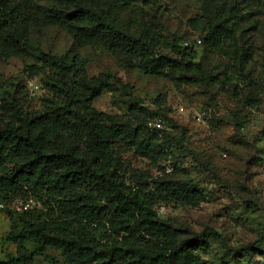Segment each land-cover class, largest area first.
<instances>
[{"label":"trees","instance_id":"16d2710c","mask_svg":"<svg viewBox=\"0 0 264 264\" xmlns=\"http://www.w3.org/2000/svg\"><path fill=\"white\" fill-rule=\"evenodd\" d=\"M42 1L0 0V61L28 53L30 27L62 26L79 44L134 57L130 69L145 75L225 84L190 60L189 49L180 43L151 32L134 36L97 10L119 13L133 0H55L60 7H73L67 13H46ZM232 1L213 22L201 16L188 21L205 47L238 49L234 25L243 10L264 12V0ZM23 73L40 79L43 94L36 100L26 85L14 81L10 94L0 97V202L33 201L34 206L22 212L7 209L15 218L7 240L17 254L0 264H35L49 248L61 252L65 264H210L200 252L204 235L159 215L161 207L201 202L202 191L188 180H150L123 160L126 150L167 155L171 133L94 108L105 93L126 89L125 82L110 73L90 76L82 59L45 52ZM245 103L262 107L255 99ZM131 110L137 113L139 105ZM209 237L223 239L216 231ZM260 244L264 232L253 246ZM250 252L246 248L240 254Z\"/></svg>","mask_w":264,"mask_h":264},{"label":"rangeland","instance_id":"374dc122","mask_svg":"<svg viewBox=\"0 0 264 264\" xmlns=\"http://www.w3.org/2000/svg\"><path fill=\"white\" fill-rule=\"evenodd\" d=\"M232 4V0H133L130 9L119 13L97 9L134 36L151 32L169 43H180L189 49L190 60L201 63L208 76L219 77L225 84L145 75L130 69L136 60L125 53L79 44L62 26H32L28 53L0 61V97L10 94L14 81L26 85L36 100L43 94L40 79L23 73L41 52L80 58L90 76L110 73L122 79L127 88L105 93L94 108L167 130L172 140L167 155L155 151L143 156L126 150L122 155L126 165L150 180L191 181L203 193L201 202L191 207H161L159 215L179 228L204 235L200 252L210 264H264V244L253 246L264 232V12L256 9L244 14L243 10L234 25L238 49L229 50L226 44L211 50L188 27V21L197 16L213 22L218 10H228ZM40 6L46 13L73 9L60 7L55 0H44ZM32 83L39 90H33ZM251 99L260 101L262 107L247 106L245 101ZM134 105H139L137 113L131 110ZM7 209L18 211L15 202H0V260L17 254V247L7 240L15 223ZM211 231L223 239L209 237ZM246 248L250 255L240 254ZM35 264H65V259L49 248Z\"/></svg>","mask_w":264,"mask_h":264},{"label":"built area","instance_id":"2783aa9c","mask_svg":"<svg viewBox=\"0 0 264 264\" xmlns=\"http://www.w3.org/2000/svg\"><path fill=\"white\" fill-rule=\"evenodd\" d=\"M199 43H201V40L199 41ZM31 86L34 87L33 90H39V86L34 85V83H32ZM14 202H15V205L18 209V212L28 210V209L32 208V205H34L33 201L16 200Z\"/></svg>","mask_w":264,"mask_h":264}]
</instances>
